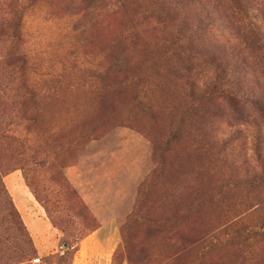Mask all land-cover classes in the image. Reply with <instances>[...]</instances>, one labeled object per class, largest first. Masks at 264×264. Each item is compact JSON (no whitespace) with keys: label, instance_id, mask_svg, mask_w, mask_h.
Segmentation results:
<instances>
[{"label":"rangeland","instance_id":"374dc122","mask_svg":"<svg viewBox=\"0 0 264 264\" xmlns=\"http://www.w3.org/2000/svg\"><path fill=\"white\" fill-rule=\"evenodd\" d=\"M238 1L176 7L197 55L111 0H0V186L24 226L0 196V264H68L101 217L122 233L110 264H264V0ZM14 173L52 226L43 261Z\"/></svg>","mask_w":264,"mask_h":264},{"label":"trees","instance_id":"16d2710c","mask_svg":"<svg viewBox=\"0 0 264 264\" xmlns=\"http://www.w3.org/2000/svg\"><path fill=\"white\" fill-rule=\"evenodd\" d=\"M111 1L115 7L118 8V6H120V9L123 8L129 13V15L134 13V14H137V16L139 15L141 16L142 14L143 20L148 21L149 23L156 22L154 25V28L157 31V33L161 36V39H163L162 41L163 44H165L167 40L166 38L162 36H164L165 31H167L169 34H171L172 43L182 42V47L184 46L183 48L186 51L195 53L197 55L204 54L202 52L203 46L201 45L200 42H198L199 39H197L199 38L198 37L199 30L203 28L199 27L198 25H194V24L191 25L190 16L187 15L186 12L182 10L181 8H186L187 4L196 2L200 5L199 10L202 13V11L204 10L206 6L205 0H197V1H194V0H189V1L188 0H111ZM208 1L210 2V4L212 2L211 12H212L213 17H216L217 13H218V16H220L218 7L221 9V12H223V14L225 13V16H226L232 13V7H234L233 6L234 4L239 6L238 0H213V1L208 0ZM179 5H181L180 6L181 8H179L177 12L175 10L177 6L179 7ZM134 27H137L136 24L134 26L133 25L131 26L132 35H137L139 37L140 32H138V27L136 30L134 29ZM145 30L147 29L145 28ZM145 30H142V31H145ZM144 41L145 40H143V42ZM215 75L216 77H215V83H213V89H214L213 93L214 94L216 93L215 95H217L218 97H223L227 99L230 103H233L234 98L232 96L235 93H239L240 90L239 88L235 89L234 85H233L234 88L230 86L232 84V78H230V75L228 74V70L226 69V67L221 68L220 70L216 71ZM250 101L251 103L257 106L258 104L262 103L259 98L252 97ZM0 196L3 199H5V202L9 204V206H11V209L13 208V212H15L14 213L15 217L13 219L16 222V224H20L21 226H23V222L20 219L18 212L16 211L14 206H12L13 205L12 200L6 188L2 185L0 186ZM120 234H122L121 228H120ZM29 251L30 253L28 254V257L34 256L33 259L39 258L42 261L45 260L43 257L37 255L38 251L35 248L31 238L29 241ZM70 261H71V258L68 264H70Z\"/></svg>","mask_w":264,"mask_h":264},{"label":"crops","instance_id":"0c3cea01","mask_svg":"<svg viewBox=\"0 0 264 264\" xmlns=\"http://www.w3.org/2000/svg\"><path fill=\"white\" fill-rule=\"evenodd\" d=\"M6 178L8 188L16 203L26 212L28 227L31 229V234L34 237L38 253H47L53 250L55 242L50 236L52 226L43 220H40L37 210L30 200V192L27 190L24 181L18 174ZM14 186L20 194H15L10 188ZM95 211L100 212L99 204L95 205ZM33 213L36 214L35 219ZM50 227V228H49ZM54 231V230H53ZM121 241V234L118 221L113 218H100V224L92 232L80 239L74 247L71 255L70 264H110L113 251ZM35 260H39L35 258ZM34 260V261H35Z\"/></svg>","mask_w":264,"mask_h":264},{"label":"built area","instance_id":"2783aa9c","mask_svg":"<svg viewBox=\"0 0 264 264\" xmlns=\"http://www.w3.org/2000/svg\"><path fill=\"white\" fill-rule=\"evenodd\" d=\"M39 259V258H38ZM40 260V259H39Z\"/></svg>","mask_w":264,"mask_h":264}]
</instances>
